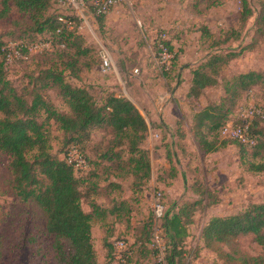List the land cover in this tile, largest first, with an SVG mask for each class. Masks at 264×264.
Returning a JSON list of instances; mask_svg holds the SVG:
<instances>
[{
	"label": "trees",
	"instance_id": "trees-1",
	"mask_svg": "<svg viewBox=\"0 0 264 264\" xmlns=\"http://www.w3.org/2000/svg\"><path fill=\"white\" fill-rule=\"evenodd\" d=\"M93 1L87 0V12L94 24L103 28L108 15L97 14ZM239 1L238 25L221 31L215 42L221 45L243 39V31L254 18L250 41L233 52L214 51L195 65L187 100L195 108L194 135L202 150L218 151L234 144L241 166L247 171L264 172V117H256L251 124L254 144L222 133L225 125L242 123L237 117L240 99L256 86L264 88V69H250L225 78L219 100L205 107L200 104V95L218 85V75L225 66L264 42V1L256 15L251 0ZM214 2L218 4L219 0ZM60 16L70 19L72 26L62 23ZM8 19L9 26L0 29V152L10 157L11 186L21 200L32 201L43 211L46 230L54 239L58 264H100L93 236L94 219L103 220L111 214L116 223H126V228L135 226L131 203L113 196L120 184L110 177L122 175L130 167L135 176L133 189L141 190L152 172L150 152L144 144L149 131L155 127H150L146 116L131 99L111 91L105 84L74 82L85 69L98 63L99 58L102 62V57L100 51L98 57L91 55L92 49L85 44L79 29L82 19L72 6H64L59 0H0V23ZM200 30L204 37L213 35L209 26H202ZM43 39L51 40L53 46L36 53L23 47L21 51L26 58L14 57L8 62L10 42L34 43ZM151 41L154 62L160 43H165L174 53L170 68L160 70L164 77L172 80L179 57L172 39L168 38L167 31H159ZM14 63L31 67L24 74L27 83L17 84L10 78L9 68ZM262 97L264 100V89ZM64 105L67 110L59 107ZM262 106L264 108V103ZM160 122L157 127L164 125L162 120ZM52 125L61 135L62 145L57 150L52 145ZM205 127L211 130L220 127L224 140L208 138ZM95 130L105 136L91 146L88 142ZM72 147L80 151L89 166L91 164L89 171L77 170L67 162L65 156ZM100 176L109 181L102 185ZM195 191L199 198L174 202L162 216L167 264H189L186 241L198 206L205 200L210 201L207 204H216L219 200L209 186L200 184ZM101 195L105 196L103 201L99 200ZM107 232L103 240L107 250L105 264H143L141 260L150 250L154 251L150 247L154 238L153 223L135 230V240L125 245L119 259L115 253L119 239H109L112 227ZM201 236L203 247L217 254L216 264H264V201L251 203L231 215L211 216ZM244 236H250L261 246L259 254L253 255L243 248L238 239Z\"/></svg>",
	"mask_w": 264,
	"mask_h": 264
},
{
	"label": "rangeland",
	"instance_id": "rangeland-1",
	"mask_svg": "<svg viewBox=\"0 0 264 264\" xmlns=\"http://www.w3.org/2000/svg\"><path fill=\"white\" fill-rule=\"evenodd\" d=\"M251 1L256 15L264 0ZM240 11L239 0H219L218 4L214 0H123L108 14L103 28L95 25L90 17V27L80 30L85 44L92 49L91 55L98 57L101 45L109 49L114 69L111 74L103 73L99 58L98 63L85 69L74 82L105 84L111 91L131 99L146 115L150 127L156 128L149 131L144 144L150 152L152 172L141 190L133 189L135 176L130 167L122 175L113 174L110 177L120 184L113 196H120L131 203L135 226L126 228V223H116L115 216L111 214L103 220L94 219L93 236L100 264L107 261L103 240L110 227L112 234L109 239L125 241V245L129 246L135 240V230L148 223L154 224L150 247L155 253L150 250L141 262L167 264L168 248L161 226L162 217L156 214V204L161 203L168 209L174 202L197 199L199 194L195 187L200 184L211 187L219 200L216 204H207L210 201L205 200L198 206L195 222L189 226L191 234L186 241L188 262L216 264L217 254L203 247L201 236L209 218L231 215L251 203L264 201V172L247 171L241 166L238 148L234 144L212 152L200 148L194 135L195 108L187 100L195 65L214 51L233 52L250 41L254 18L243 31V39L221 45L215 42L221 31L238 25ZM14 15L18 13L14 12ZM9 21H2L0 29L5 30ZM202 26H209L213 35L202 36ZM159 31H167L179 55L172 80L162 75L152 59L154 47L151 40ZM29 67L14 63L9 68L10 78L17 84L27 83L28 78L24 74ZM250 69H264V42L255 50L245 51L223 68L218 75V85L207 88L200 95L201 107L219 100L224 91L225 78ZM263 89L256 86L248 90L241 97L240 104L254 102L263 105ZM52 96L55 97V94ZM59 107L67 110L65 105ZM155 114L158 115L156 118ZM161 120L164 125L157 127ZM204 131L212 140H224L220 127L214 130L205 127ZM52 132V145L57 150L62 145L61 135L53 125ZM154 133H158L159 137H154ZM104 136L103 132L95 130L88 144L93 146ZM89 152L92 153L91 150ZM91 167L90 164L87 171ZM11 177L10 157L0 152V264H58L53 249L54 239L46 230L43 211L36 203L21 200L11 186ZM99 181L104 185L109 180L100 176ZM157 191L161 192L159 197L155 195ZM104 199V195L99 197L101 201ZM106 227H109L108 230ZM122 235L124 238H119ZM238 241L253 255L262 250L250 236L241 237ZM122 249L115 248L116 259L122 255Z\"/></svg>",
	"mask_w": 264,
	"mask_h": 264
},
{
	"label": "built area",
	"instance_id": "built-area-1",
	"mask_svg": "<svg viewBox=\"0 0 264 264\" xmlns=\"http://www.w3.org/2000/svg\"><path fill=\"white\" fill-rule=\"evenodd\" d=\"M123 0H94V10L97 14L108 15L114 7L119 5ZM59 2L64 6H72L75 9V14L82 19V24L79 29L83 30L85 27H90L89 21L92 18L91 14L87 12V0H59ZM59 20L64 23L67 27L72 26L70 19L60 16ZM166 38V35L163 34ZM53 43L49 39L39 40L34 43H20V42H10L7 47L10 51L8 56V62L11 63L14 57L26 58L21 51V48H25L30 53L42 52L44 50L50 49ZM159 55H154L155 63L160 68V70H168L170 68L171 59L174 57V53L171 52L165 43H160ZM100 55L102 57L101 70L105 74H111L114 69L113 57L109 49L103 45L100 48ZM139 72V69H136ZM237 117L242 120V123L232 124L229 123L225 125L222 129V133L234 139H238L245 143L254 144V135L251 131V124L256 117H264V108L262 105L251 102L250 104H244L239 107ZM154 137H159L158 133H154ZM66 160L69 164L74 165L77 170L85 171L89 168L87 159L80 153V151L72 147L66 154ZM157 197L161 195L160 191L155 194ZM161 203H157V216L162 217L166 210L162 207ZM125 248V241H117L116 249ZM121 256L119 255V258ZM163 257V255H162ZM161 259L163 260V258Z\"/></svg>",
	"mask_w": 264,
	"mask_h": 264
},
{
	"label": "crops",
	"instance_id": "crops-1",
	"mask_svg": "<svg viewBox=\"0 0 264 264\" xmlns=\"http://www.w3.org/2000/svg\"><path fill=\"white\" fill-rule=\"evenodd\" d=\"M144 114V113H143ZM145 115V114H144ZM146 116V115H145ZM158 115L155 114V118L157 117ZM147 118V117H146ZM163 118V117H162ZM165 119V118H164Z\"/></svg>",
	"mask_w": 264,
	"mask_h": 264
}]
</instances>
